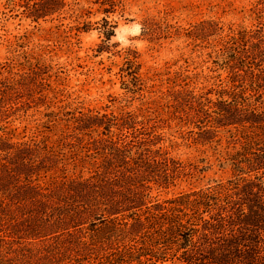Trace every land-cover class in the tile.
Here are the masks:
<instances>
[{"label": "rangeland", "instance_id": "obj_1", "mask_svg": "<svg viewBox=\"0 0 264 264\" xmlns=\"http://www.w3.org/2000/svg\"><path fill=\"white\" fill-rule=\"evenodd\" d=\"M242 35L264 36V0H0V137L35 144L43 168L30 176L55 206L99 163L74 130L87 116H132L151 149L178 163H168L177 169L169 186L152 185L160 201L225 183L241 147L198 110L219 100L225 48ZM246 66L264 69V56ZM20 221L12 249L45 253L58 240L30 238ZM52 253L53 264H88L66 243Z\"/></svg>", "mask_w": 264, "mask_h": 264}, {"label": "trees", "instance_id": "obj_2", "mask_svg": "<svg viewBox=\"0 0 264 264\" xmlns=\"http://www.w3.org/2000/svg\"><path fill=\"white\" fill-rule=\"evenodd\" d=\"M251 38L230 39L226 86L215 103H199L198 111L208 119L215 114L217 128H228L232 144L241 147L227 160L235 176L225 183L160 201L152 185L169 186L177 169L168 163H178L151 149L132 116H87L74 130L92 140L99 163L94 175L73 180L67 202L55 206L49 189L30 176L43 168L35 144L0 137V234H6L0 264H53L52 251L63 243L88 264H264V69L246 66L264 56V36L256 43ZM18 219L30 238L58 240L45 253L12 249Z\"/></svg>", "mask_w": 264, "mask_h": 264}]
</instances>
